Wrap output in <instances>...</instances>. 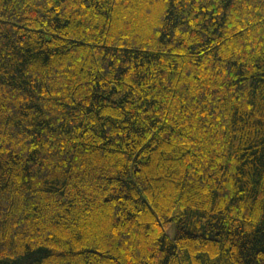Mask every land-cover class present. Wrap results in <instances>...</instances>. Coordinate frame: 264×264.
I'll return each mask as SVG.
<instances>
[{
    "label": "trees",
    "instance_id": "1",
    "mask_svg": "<svg viewBox=\"0 0 264 264\" xmlns=\"http://www.w3.org/2000/svg\"><path fill=\"white\" fill-rule=\"evenodd\" d=\"M0 264H264V0H0Z\"/></svg>",
    "mask_w": 264,
    "mask_h": 264
}]
</instances>
